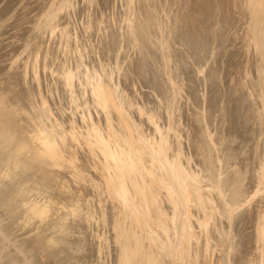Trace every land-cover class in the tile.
<instances>
[{"label": "rangeland", "instance_id": "374dc122", "mask_svg": "<svg viewBox=\"0 0 264 264\" xmlns=\"http://www.w3.org/2000/svg\"><path fill=\"white\" fill-rule=\"evenodd\" d=\"M0 128L61 189L0 145V264H47L53 244L72 264H222L228 238L231 264H264V192L240 206L264 191V0H0ZM138 130L222 185L231 227L207 199V229L175 236Z\"/></svg>", "mask_w": 264, "mask_h": 264}, {"label": "bare ground", "instance_id": "6f19581e", "mask_svg": "<svg viewBox=\"0 0 264 264\" xmlns=\"http://www.w3.org/2000/svg\"><path fill=\"white\" fill-rule=\"evenodd\" d=\"M261 24V22H260ZM259 24V25H260ZM258 26V25H257ZM203 70V69H202ZM202 72V71H201ZM200 73V71H199ZM116 92V90H115ZM114 96V95H113ZM112 96V97H113ZM111 97V98H112ZM110 98V97H109ZM114 99H115V96H114ZM110 101V100H109ZM124 102V101H123ZM114 103V102H113ZM111 105H116V103L112 104V102H110ZM118 105V104H117ZM116 105V106H117ZM123 106V105H122ZM113 107V106H111ZM122 109V108H121ZM123 110V109H122ZM126 110V109H125ZM118 111V110H117ZM127 112L130 113L129 109L126 110ZM115 112H116V109H115ZM124 112V111H123ZM128 115V114H127ZM3 120V119H2ZM132 120V119H131ZM7 122V121H6ZM211 123V122H210ZM133 126V125H132ZM131 126V127H132ZM136 128V126H135ZM208 129V127H207ZM213 129V128H212ZM133 130V129H132ZM136 131V130H135ZM139 131V130H138ZM134 132V131H132ZM215 132V131H214ZM137 136L140 138L141 140V144L143 145V149L141 150H144V154L145 157L148 159L149 161V164H150V168L151 170L154 172V175L156 177H158L159 179H162L164 180V184H165V187L168 189V191L170 192L171 196H172V200H173V204H175V207L177 208V217L175 219V221L177 222L178 224V227L176 228L178 231L175 233V236L178 237L180 235V233L182 234H186L188 235L191 234V229L192 228H198L200 227L201 231H205V229H207L208 227V224L209 222H211L212 218L210 216V213L206 210V203L205 201L208 199L209 201V204L212 206V205H216V207L214 208H219L221 213H220V218L223 219L224 223L227 222V225L228 227H231L230 226V223L232 224V218L234 217L235 214H237L239 212V210H241L242 207H240L239 209H236L237 207L232 208L230 207L229 205H226V202L228 200H226V194L224 193L223 190V187L222 185L220 186V184H218V182L215 180H211V178L209 179V177L205 176V174L203 175L202 174V170L201 169H195V170H191L190 168H187L185 165L186 163L184 162H175L173 159H170L169 156H164V155H161L162 152H160V154L158 153V150L156 151V149H159V148H154L151 143L147 142V139H146V136L143 134V133H140L139 131V134L136 132ZM206 137H207V142H211V144L213 145L214 144V138L213 135L211 134L210 130L209 132L206 134ZM21 138V137H20ZM12 138H10L1 128H0V141H2L4 143V146L1 142H0V145L4 147L5 151L7 152V155L11 154L12 156H14V159H16L17 161H19L18 163H21V164H24L26 167L30 168L31 170H33L35 173H36V177L35 179L32 178L31 176L29 177V181L32 183L34 180L38 183V185L41 186V188H44L46 189V191H48V193H50V195L52 196H57V197H60L61 195L59 194V191L57 192V190H61L59 189L58 187H56V184L55 182L53 181H50L49 178H47V176L45 175V173L41 170H39L38 166L35 165V163L31 160H29L28 158H23L21 156H19V154L17 153V151L14 149V144L17 145L15 142H13V139L11 140ZM150 140V139H149ZM19 143V142H18ZM157 144V143H156ZM139 147V146H138ZM11 148V149H10ZM42 148V147H41ZM161 148V147H160ZM3 149V150H4ZM165 149V147H164ZM163 149V150H164ZM200 149V148H199ZM59 150V149H58ZM139 150V149H138ZM162 150V149H161ZM201 151H204L201 149ZM139 152V151H138ZM201 153V152H200ZM40 154V153H38ZM142 154V153H141ZM167 154V152L165 153ZM175 154V153H174ZM203 154V153H201ZM3 156V155H2ZM65 156V155H64ZM1 157V156H0ZM10 157V156H9ZM43 157V156H42ZM54 157H55V161L57 162V169H60V170H63L62 168L64 169H73L72 171H76V167L77 165H71L70 164V160H69V163L65 160V158L63 157V153L61 151L59 152H55L54 154ZM175 157H177L175 155ZM217 157V156H215ZM7 158V157H6ZM62 158V159H61ZM144 158V157H143ZM178 158V157H177ZM180 158V157H179ZM4 159V158H3ZM67 159V158H66ZM196 159H199V158H196ZM202 159V158H201ZM12 160V159H11ZM129 160H131V158H129ZM181 160V159H180ZM211 160V159H210ZM202 161V160H201ZM200 161V162H201ZM204 161V160H203ZM40 163V162H39ZM188 163V162H187ZM8 164V163H7ZM189 164V163H188ZM199 164V162H198ZM202 164V162H201ZM204 164V163H203ZM3 165V164H2ZM23 165V166H24ZM207 165V164H206ZM231 166V165H230ZM22 167V166H21ZM8 168V167H7ZM19 168V167H18ZM44 169V167H41V169ZM200 168V167H199ZM203 168V165L202 167ZM13 169V168H12ZM42 169V170H43ZM217 169V168H216ZM215 169V170H216ZM45 170V169H44ZM59 170V171H60ZM68 170V171H69ZM47 171V170H45ZM54 170H52L53 172ZM64 171V170H63ZM159 171V172H158ZM211 171V170H209ZM208 171V173H209ZM213 172V171H212ZM48 173V172H47ZM215 172H213L214 174ZM217 173V172H216ZM227 173V172H226ZM219 174L220 176V172L217 173ZM51 174L49 173V176ZM202 175V177L200 176ZM212 175V174H211ZM216 175V174H215ZM214 175V176H215ZM206 177L208 179V181H210L211 183H207V180L204 179V177ZM209 176V175H208ZM218 176V175H217ZM223 176V175H222ZM211 177V176H210ZM213 177V176H212ZM243 177V176H242ZM220 179V178H219ZM217 180V179H216ZM226 180V179H225ZM160 181V180H159ZM221 182V181H220ZM223 182V181H222ZM229 182V181H228ZM262 182V181H261ZM163 184V183H162ZM27 189H28V185L27 183L25 182L24 184ZM33 185V184H32ZM35 185V184H34ZM33 185V186H34ZM63 186V185H62ZM260 186V185H259ZM222 187V189H221ZM32 188V187H31ZM258 188V187H257ZM256 188V189H257ZM36 189H39V188H36ZM157 189V187H156ZM163 189V188H162ZM245 190V189H244ZM28 191V190H27ZM226 191V190H225ZM263 190L262 188L258 190H254L252 191L251 193H248L247 195H245V197L243 199L245 200H242L243 202H245L244 204H241L240 206L242 205H245L249 202H252L255 198L261 196L263 194ZM238 193V192H237ZM225 194V195H224ZM232 195V198L235 196V194H233L231 192ZM54 198V197H53ZM154 198V196L152 197ZM235 198V197H234ZM152 200V199H151ZM157 200V199H156ZM147 202V201H146ZM231 202V201H230ZM148 203V202H147ZM160 203V202H159ZM171 203V202H170ZM195 204L194 207L197 208V213L199 214V217H195V224L192 223L194 220V215L192 214L193 211L191 210V204ZM208 204V203H207ZM239 204V203H238ZM159 205V204H158ZM234 205V204H233ZM168 206V205H167ZM208 207V206H207ZM3 208H5V206H1V202H0V209L3 210ZM151 208V206H150ZM195 208V209H196ZM60 209V208H59ZM161 209H162V206H161ZM218 209V210H219ZM0 210V211H1ZM5 210H7V208H5ZM151 210V209H150ZM166 210V208H165ZM176 210V209H175ZM61 211V210H60ZM195 211V210H194ZM215 211V210H214ZM106 212V211H105ZM166 212V211H165ZM217 212V211H216ZM196 213V214H197ZM219 213V211H218ZM141 214V212H140ZM139 214V215H140ZM160 214V213H159ZM5 216H13V214H11V212H5L4 214ZM3 215V212L0 213V223H1V227H0V231L4 234V236L7 238V234H9V232H11V228H7V224H3V222H5V220H3V218H5V216ZM218 215V214H217ZM237 216V215H236ZM140 217V216H139ZM219 217V216H218ZM106 218V217H105ZM141 218H143V216H141ZM218 219V218H217ZM15 220H17V218H15ZM15 220H13V222H15ZM154 220V219H153ZM166 220V219H165ZM221 220V219H220ZM219 220V221H220ZM235 220V219H234ZM238 220V219H237ZM214 221V220H213ZM13 222H11V224H13ZM218 222V221H216ZM215 223V221H214ZM222 223V222H221ZM156 224V223H155ZM175 223L172 225L174 226ZM216 225V224H215ZM224 226V225H222ZM210 227V226H209ZM5 228H7V230H5ZM153 227H151L152 229ZM180 228L182 229L183 232H180ZM217 228H218V225H217ZM66 229V228H65ZM70 229V228H69ZM120 229V228H119ZM122 229V227H121ZM126 229V228H125ZM150 229V230H151ZM155 229V228H154ZM120 231V230H119ZM126 231V230H125ZM198 231V230H197ZM209 231V230H208ZM227 231V230H226ZM5 232H7V234H5ZM154 232V230H153ZM180 232V233H179ZM196 232V231H195ZM212 232V231H211ZM228 232V235L230 234L229 231ZM194 233V232H193ZM219 233V232H218ZM217 233V234H218ZM221 233V232H220ZM18 234V233H17ZM16 234V236H17ZM118 234V237L119 236H122L123 237V233H117ZM128 234V233H127ZM210 234V233H209ZM213 234V233H212ZM32 235V234H31ZM31 235L30 237L28 238H31ZM186 235V236H187ZM200 235V234H199ZM126 236V234H125ZM183 236V235H181ZM196 236V235H195ZM15 237V236H14ZM23 237V236H21ZM121 237V238H122ZM130 237V235H129ZM188 237V236H187ZM197 237V236H196ZM217 237V236H216ZM214 237V238H216ZM228 238V237H227ZM17 239V238H16ZM20 239V238H18ZM24 239V238H23ZM123 239V238H122ZM170 239V238H168ZM166 239V240H168ZM208 239L213 243H215L216 239H213V237H211L210 235L208 236ZM229 239V238H228ZM226 240L227 241V244H226V247L223 248V250H220V249H215V252L217 251L218 253V258L220 257L222 259V264H231V260L232 258H230V254H231V251L230 250V245L228 246L229 243V240ZM9 240V239H8ZM21 240V239H20ZM25 240V239H24ZM27 240V239H26ZM31 240V239H30ZM218 240V239H217ZM32 241V240H31ZM34 241V240H33ZM150 241V240H149ZM43 242H45V238H41V242H39V244H43ZM177 242V241H176ZM191 242V241H190ZM189 242V243H190ZM219 242V241H218ZM217 243V242H216ZM25 244H27V242H25ZM47 244V246H49V242L45 243ZM173 244V242L171 243ZM171 244H169L171 246ZM206 244V243H205ZM222 243H220V246H221ZM235 245V243H233ZM213 245V244H212ZM46 246V245H45ZM153 246V245H152ZM211 246V245H209ZM215 246V245H214ZM233 246V245H232ZM236 246V245H235ZM183 247V246H182ZM185 247V246H184ZM189 247V246H188ZM61 248V246H55V244H53V246H49V248H47V264H72L71 261L67 260V259H62L61 256H59V249ZM213 248V246H212ZM221 248V247H220ZM233 248V247H232ZM231 248V249H232ZM30 249V248H29ZM235 249V247H234ZM17 250V249H16ZM45 250V249H44ZM184 250V248H183ZM188 250V249H187ZM43 251V250H42ZM233 251V249H232ZM21 252V250H20ZM28 252H32L34 253L33 251H28ZM27 252V253H28ZM44 252V251H43ZM175 252V251H174ZM23 253V252H22ZM26 253V254H27ZM184 254V253H183ZM189 254V253H188ZM195 254V253H194ZM32 255V254H31ZM46 255V254H45ZM198 257V256H197ZM208 257V256H207ZM188 258H189V255H188ZM34 259V258H33ZM32 259V260H33ZM186 261V260H185ZM188 261V259H187ZM234 261V260H233ZM33 262V261H32ZM202 262V261H201ZM220 262V261H219ZM35 263H38V264H43V260H39V258H37L35 260ZM187 263V262H186ZM187 264H190V263H187Z\"/></svg>", "mask_w": 264, "mask_h": 264}]
</instances>
